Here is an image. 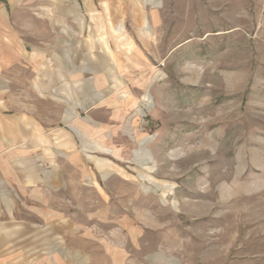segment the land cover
Returning <instances> with one entry per match:
<instances>
[{"label": "rangeland", "instance_id": "374dc122", "mask_svg": "<svg viewBox=\"0 0 264 264\" xmlns=\"http://www.w3.org/2000/svg\"><path fill=\"white\" fill-rule=\"evenodd\" d=\"M23 3L9 9L20 64L61 68L69 103L110 95L124 115L115 136L95 116L101 152L69 200V223L93 240L82 264H264V0ZM35 74L15 73L27 107ZM77 116L68 127L90 130Z\"/></svg>", "mask_w": 264, "mask_h": 264}, {"label": "crops", "instance_id": "0c3cea01", "mask_svg": "<svg viewBox=\"0 0 264 264\" xmlns=\"http://www.w3.org/2000/svg\"><path fill=\"white\" fill-rule=\"evenodd\" d=\"M30 1L0 0V264H82L87 258L82 247L85 241L94 246L93 240L85 239L81 226L69 223V200L78 199L77 194L82 193L81 173H88L84 160L91 161L95 153L101 152L94 144L104 141L100 132L103 124L95 116L106 114L108 134L115 136L120 135V129L109 125L122 123L124 115L110 109V95L93 93L83 105L69 103L70 85L67 72L61 68L54 75L45 64H20L28 49L21 48L20 33L9 9ZM85 1L92 13L94 0ZM102 4L109 7L107 1ZM80 9L76 5L71 10L84 24ZM32 50L33 56L41 54L39 48ZM24 69L40 72L34 75L35 90L28 107L14 87L18 82L15 73ZM80 87L82 84H76ZM72 106H76L78 116L71 121L85 119L91 125L87 132L68 127ZM79 110L86 112L85 117L79 116ZM96 183L100 186L98 179L92 181ZM103 246L118 247L106 242ZM113 262L124 260L114 256Z\"/></svg>", "mask_w": 264, "mask_h": 264}]
</instances>
